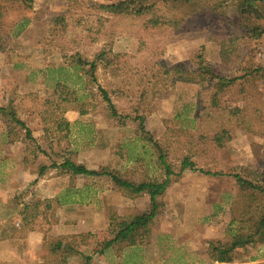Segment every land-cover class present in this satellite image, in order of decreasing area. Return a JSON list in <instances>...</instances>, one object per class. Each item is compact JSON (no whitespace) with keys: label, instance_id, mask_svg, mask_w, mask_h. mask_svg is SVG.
Returning <instances> with one entry per match:
<instances>
[{"label":"rangeland","instance_id":"obj_1","mask_svg":"<svg viewBox=\"0 0 264 264\" xmlns=\"http://www.w3.org/2000/svg\"><path fill=\"white\" fill-rule=\"evenodd\" d=\"M118 1L34 0L31 9L2 2L7 7L0 27L7 33L1 43L8 55L0 54V244L8 245L0 248V264H61V256L49 251L57 241L79 253L69 256L68 264H84L86 256H91L89 264L95 259L110 264H264V230L253 244L235 252L233 263H219L213 252L218 242L229 240L234 217H251L253 224L260 215L243 216L240 197L250 192L240 189L235 176L255 182L264 176L263 81L246 85L244 92L240 85L218 90L216 85L179 82L172 91L140 100L145 90L150 92L156 65L192 71L202 61L213 71L230 69L231 76H238L244 67L264 66V44L251 43L247 49L241 37H234L237 16L231 8L221 15L162 7L158 14L178 24L155 28L148 24L150 17L99 10ZM20 19L29 22L14 35L10 26ZM213 38L228 43L232 38L241 58L224 67ZM102 50L111 51L118 67L114 75L100 71V83L111 92L122 118H113L98 94L86 93L84 80L69 66L77 54L92 61ZM65 83L78 90V97L59 117L70 125L60 151L44 134L43 116L52 110L47 103L58 102L64 91L58 87ZM236 109L244 112H229ZM248 113L256 118L257 133L238 124L240 115ZM12 114L38 142L26 139ZM137 115L145 116L146 131L176 174L186 157L199 171L172 177L157 198L156 216L141 227L137 245L98 254L114 238L118 223L151 210L150 191L131 197L108 177H71L49 167L69 158L91 170L107 168L133 183L162 182L159 151L138 132ZM11 126L14 139L3 138ZM226 129L234 132L233 138L218 147L214 137ZM38 144L46 154L36 149ZM42 166L48 167L44 175Z\"/></svg>","mask_w":264,"mask_h":264},{"label":"trees","instance_id":"obj_2","mask_svg":"<svg viewBox=\"0 0 264 264\" xmlns=\"http://www.w3.org/2000/svg\"><path fill=\"white\" fill-rule=\"evenodd\" d=\"M3 1L8 2L7 6H21L24 8L31 9L34 5V0H0V23L1 19L6 12V5L2 4ZM173 8L179 10L188 11V13L199 14L203 12H216L219 14H224L225 9L231 8L237 18H236V28L238 34L234 36L235 38L242 39V43L247 49H250L249 45L252 43L254 45L264 44V0H122L118 2H112L108 4H102L99 6L101 10L106 15L111 16H121L129 18H148V24L152 27L161 28L162 26H167L170 24H178L176 20H168L165 16L158 14L157 9L160 8ZM59 23L63 24L64 18L60 17ZM28 19H20L15 27L21 28L24 23L28 22ZM4 24L2 21L1 26ZM14 26H10L11 28ZM174 26V25H173ZM175 27V26H174ZM7 32H3L0 27V51L3 50V44L1 43ZM17 34V33H16ZM231 39V40H230ZM213 41L219 46L220 61L222 65L230 66V63L235 62L241 58L239 49L237 45L233 42L232 38H229V43L227 39L213 38ZM253 50V48L251 49ZM250 50V51H251ZM111 51L102 50L95 55L92 61L83 59L79 54L74 56L71 60L70 67L77 72L79 79H83L82 87L83 90L91 95H99L102 98V102L105 103L110 115L113 118H122L123 116L119 113L114 102L111 98V92L100 83L99 72L103 74L105 72H110L111 74H117V62L110 56ZM239 53L240 56H237ZM247 54V51H245ZM222 70L220 72L213 71L212 67L206 65L204 62H200L197 69L192 71H184L180 68L158 66L154 68V73L151 76L150 92L145 90L141 96L140 100H145L149 94L161 93L162 91H172L176 88L177 83L183 82L187 84L196 85H216L218 90H223L225 88L234 87L237 85L241 86L242 92L246 91L245 86L255 84L259 81L264 83V66L261 65H250L242 68V74L238 76H231L230 69ZM59 83L57 84V86ZM91 86H96L97 92L91 90ZM64 91L61 96L58 97V102L51 104V111H47L43 116L44 124V134L50 136L51 147H58L60 151L62 148L61 143L66 140L69 133V123L62 118V115L68 108V106L75 102L78 97V90L74 88L73 85L65 83L63 86ZM58 88L56 90L58 91ZM88 91V92H87ZM219 92V91H217ZM75 95V98H72ZM77 96V97H76ZM216 107L219 106V101L213 100ZM219 108V107H218ZM237 114L238 111H243L242 109L230 110L229 112ZM60 112V114H59ZM146 112V109L144 110ZM244 112V111H243ZM15 124H18L26 130V139L31 142H36L37 140L32 137V132L27 125L12 114ZM238 119L240 121L238 124L244 127L249 133H257L256 131V118H254L253 113H248L247 115H240ZM128 117V116H124ZM55 118L58 120L54 121ZM134 120L138 122V132L145 140L154 144V146L159 151V165L165 177L162 182H141L133 183L128 180H124L116 173L108 170L107 168H102L100 170H91L84 165L77 164L70 160L69 158H63L60 164L53 162L49 168H60L69 174L71 177L86 176V177H108L110 178L122 191L127 193L129 196L134 197L142 194L144 191H150V201L151 210L148 213H144L134 217L132 220H123L118 223L117 230L114 231V238L103 244V247L98 252V254H103L107 249L111 247H117L120 251L121 246L130 247L135 246L140 240L137 239L138 233L141 227H144L145 221L152 220L158 210L157 198L161 196L168 189L172 182V177L176 175H181L186 170L199 171L195 163H193L188 157L184 158L181 163L180 172L176 174L172 166L167 162L166 156L160 147V145L153 141L150 134L145 129V116L137 115ZM237 124V125H238ZM3 125V124H2ZM1 126V125H0ZM9 133L3 134L9 139L13 140V126L8 127ZM234 132L230 130H222L220 133L216 134L214 141L218 144V147H223L226 142L233 138ZM46 136V138H48ZM38 142V141H37ZM68 147V143L64 144ZM39 152H44L41 145L38 144L36 148ZM46 154V153H45ZM48 169L47 166H42L40 170V175H44L45 171ZM202 172V171H201ZM236 181L240 189L245 192L249 190L250 194L241 195L243 216H254L255 213H259L258 219L251 223L250 219L245 217L233 218L231 222V227H235L233 230L228 231L229 240L227 242H218V246L213 248V252L218 254L216 261L219 263H233L234 254L240 248H245L254 243V237L260 235L264 230V176L260 182L250 181L249 179H244L241 176H235ZM262 198H261V197ZM260 199V200H258ZM257 201L259 203H257ZM236 224V226H234ZM252 230V231H251ZM49 251L53 255H60L61 264H68V257L71 255H77L71 245L64 244L62 241H57L50 245ZM91 261V256L85 257V263L89 264Z\"/></svg>","mask_w":264,"mask_h":264},{"label":"crops","instance_id":"obj_3","mask_svg":"<svg viewBox=\"0 0 264 264\" xmlns=\"http://www.w3.org/2000/svg\"><path fill=\"white\" fill-rule=\"evenodd\" d=\"M29 22V21H28ZM26 26V25H25ZM31 26H27L26 27V29L27 30H29V28H30ZM24 29V27H21V28H17V27H12L11 28V32H12V34H14V35H17V34H19V32L20 31H22ZM25 29V30H26ZM14 30V31H13ZM17 33V34H16ZM1 53L0 54H5V52H6V49H4L3 48V50L2 51H0ZM6 55H8V51L6 52ZM8 244L7 243H2V244H0V248H2V247H5V246H7ZM92 264H110L109 262H107L106 260H97V259H95L94 261H93V263Z\"/></svg>","mask_w":264,"mask_h":264}]
</instances>
